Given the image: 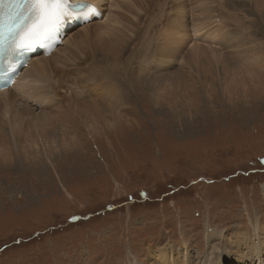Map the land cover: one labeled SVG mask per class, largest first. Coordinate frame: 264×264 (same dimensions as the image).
<instances>
[{
  "label": "rangeland",
  "instance_id": "1",
  "mask_svg": "<svg viewBox=\"0 0 264 264\" xmlns=\"http://www.w3.org/2000/svg\"><path fill=\"white\" fill-rule=\"evenodd\" d=\"M174 2L153 0L150 8L169 23ZM176 2L185 8L183 36L200 44L196 59L191 57L193 63L183 47L179 56L162 66L164 74L181 69L185 77L181 89L172 86L170 94V90L160 91L159 103L165 108L154 103L160 96L150 91L147 81L163 77L152 72L158 61L144 56L149 60L144 62L137 53L131 63L127 60L114 66L113 81H118L119 94L98 98L105 109L117 107L116 124L90 137L72 113L71 122L76 123L69 150L48 152L49 161L26 153L20 163L0 168V264H128L134 256L147 264L152 255L165 251L166 244L175 253L186 247L197 263L207 247L205 237L213 233H220L231 250L241 232L264 244V234L257 235L250 220H257L258 229L264 231V85L262 89L256 85L264 82L263 62L238 60L226 75L233 89L228 95L220 96L217 91L218 96L216 89H207L197 94L201 99H196L195 112L186 111L176 120L169 108L176 100L165 99L162 93L170 96L182 90V104L191 107L186 99L197 92L193 79L202 78L201 68L212 70L211 64L203 62L210 60L204 51L209 55L208 45L213 43L199 32L193 36L191 13L197 15L203 9L208 15L207 9L214 5L212 0ZM105 6L109 8L108 3ZM108 8L106 25L114 15L121 21L127 17L124 25L134 28L135 44L140 28L137 20L148 21L149 9H140L135 16L120 2ZM260 18L258 22L263 21ZM259 32L255 37L264 41V33ZM229 55L225 53L224 58ZM60 70L69 75L64 64ZM80 75L72 71L70 94L62 97L61 106L68 99L74 106L84 101L83 96L95 94L96 87H85ZM38 83L42 89L43 82Z\"/></svg>",
  "mask_w": 264,
  "mask_h": 264
},
{
  "label": "bare ground",
  "instance_id": "2",
  "mask_svg": "<svg viewBox=\"0 0 264 264\" xmlns=\"http://www.w3.org/2000/svg\"><path fill=\"white\" fill-rule=\"evenodd\" d=\"M77 1L92 3L99 12L102 9L103 16L100 20H96L93 18L92 13H90L88 14L89 20L80 24L81 26L79 27L78 25H71L67 22L68 19H66L62 24L63 27L69 25L62 40V44L65 43L57 47L55 49L57 51L54 52V50V53H51L52 55L39 53L31 58L26 67L21 71V74L16 79L13 77L9 81V87L0 88V168H5L14 161L20 163L26 153L30 154L31 157L33 155V158L34 156L35 158L36 156H44L49 161L48 152H59L63 147L69 150L68 146L70 145L71 147L73 144L72 137L76 123L71 122L72 113L78 116L76 119L77 123L84 126L90 137L97 136L102 132L104 134L106 129L110 128L106 127V125L113 126L116 124L120 116L115 110L117 107L105 109V107L100 106V101L103 100H99L98 98L108 94L117 95L118 92L115 87L118 81H113L114 66L117 64H123L127 60L131 63L137 53L141 55L139 58L144 62L148 63L149 61L142 59L144 56L157 60V64L153 67L155 68L154 71L152 68L151 70L153 73L160 72L163 77L150 78L147 81L151 82L150 91L152 93L155 92V96H158V93L160 96V91H165L166 93L167 90H170L168 93L170 94L172 88H175V90L176 88L181 89L185 78L181 69L167 74L162 73L164 72L162 66L168 63L171 58L179 56L185 49L183 47H186L185 51L190 56L191 63L196 59L200 43L198 42L199 40L190 39L189 41L183 36V33H185L182 29L184 27L183 24L187 22H182V19L185 18L183 17L185 14L182 11L184 6L180 4L181 2L177 3V0H172L175 2L171 6L173 13L170 16L168 14L170 17L169 23L151 11L150 4L153 0H70V3ZM119 2L127 9V12H131L135 16H138L140 9H149L147 11L150 16L148 21L145 20L144 23V19L137 20L139 21L140 28L137 27L139 30L135 44H133L135 40L132 37L134 28L125 27L127 17H123L121 21L119 20V15H114L113 17L117 21L112 19V23L107 25L104 21L105 19L109 20L110 17L109 13L106 16L104 15L106 8H108L105 5L108 3L109 8H112L118 6ZM212 2H214V5L210 6L206 11L208 15H204L203 9H200V13L197 15L190 11L194 30L193 36L199 32L203 39L213 40V43H209L208 45L210 48L209 55L208 52L204 51L210 60L203 62L204 65L211 64L212 70L206 71L205 68H201L200 75L202 78L199 81L196 78L193 79L195 80L193 82L195 85L192 86L196 88L197 92L194 91L193 95L189 94L191 97L188 99L185 97L188 103L191 101L190 108L192 110L186 107L185 104H182V90L178 92L174 91L176 92L175 95L171 93L170 96L168 94L164 96V93H162V97H165V99L176 100L168 107L178 121L180 116L184 115L186 111H188V114H192V111L196 107H199L198 101L201 97L198 98L197 94L207 93V89L209 91L216 89V94L219 91L218 94L220 96H222V93L228 95L231 84H228L229 80H227L226 75L231 66L236 64L238 60L245 62L255 60L257 63H260L262 60L263 65L261 64V69L264 72V41L255 37L257 32L260 33L259 31L264 33V30L261 29L264 22V0H212ZM192 3L195 5L196 2ZM260 17H262L263 21L258 22L257 18L261 19ZM136 46L140 47L137 48ZM225 53H230V55L224 58ZM191 57H194V59L192 58L191 60ZM62 64L69 68V72H67L69 75L61 72L60 68ZM72 71L82 74L80 77L85 87L86 85H91L94 89L96 87V90H94L95 94L83 96L82 99L84 101L76 105L73 103L74 106L71 101L69 102L70 99L61 106L60 100H62V97L66 98V94L69 93V88H71L68 78H72ZM148 72L152 73L150 70ZM194 72L198 77V73ZM39 81L43 82L42 89L40 88L41 84L38 83ZM262 81L256 83L261 89L264 85ZM76 88H78L77 85ZM82 89L84 91L88 90ZM184 95L186 96V94ZM92 98L98 100L99 103L90 100ZM197 98L199 99L198 101L196 100ZM86 99L87 102L85 103ZM154 101L159 107L165 108L159 103L162 101L161 96L160 99L156 98ZM43 105L48 106V108L43 107ZM106 112L109 114L107 120L105 119ZM104 119L105 121H103ZM68 121L71 123L69 124ZM57 122H60V125H57ZM24 135H26L24 140H28L29 144L23 141ZM39 141L43 143L38 145ZM250 220L254 232L257 235H263L264 231L260 232V229H258V221L252 222L251 217ZM235 229L237 230V228ZM241 233L242 235L237 238V245L233 250L223 241L224 239L220 233H213L209 237L206 236L207 247L201 258H198L197 263L187 253L186 247L182 253H179V251L175 253L172 249L173 246L170 247L166 244L162 247L165 251L158 256L152 255L147 264H245L248 262L251 264L254 262L264 264V244L257 241L256 237H250L251 234L248 232ZM135 258L134 256L132 260L129 259L128 264H142L139 259Z\"/></svg>",
  "mask_w": 264,
  "mask_h": 264
},
{
  "label": "snow or ice",
  "instance_id": "3",
  "mask_svg": "<svg viewBox=\"0 0 264 264\" xmlns=\"http://www.w3.org/2000/svg\"><path fill=\"white\" fill-rule=\"evenodd\" d=\"M84 7L87 12L73 10L70 0H26L12 5L14 11L9 14V22L0 25V53L41 44L52 37L66 19L95 11L94 5ZM18 20L21 22L17 23Z\"/></svg>",
  "mask_w": 264,
  "mask_h": 264
}]
</instances>
